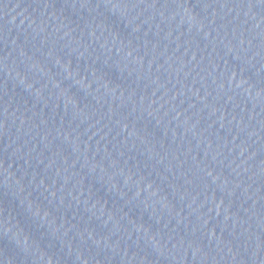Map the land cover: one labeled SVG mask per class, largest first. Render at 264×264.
I'll return each mask as SVG.
<instances>
[{
	"label": "water",
	"instance_id": "obj_1",
	"mask_svg": "<svg viewBox=\"0 0 264 264\" xmlns=\"http://www.w3.org/2000/svg\"><path fill=\"white\" fill-rule=\"evenodd\" d=\"M0 264H264V0H0Z\"/></svg>",
	"mask_w": 264,
	"mask_h": 264
}]
</instances>
